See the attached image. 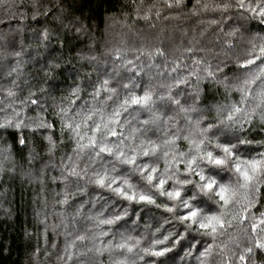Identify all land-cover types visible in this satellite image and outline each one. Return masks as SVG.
<instances>
[{"label":"clouds","instance_id":"9594fccd","mask_svg":"<svg viewBox=\"0 0 264 264\" xmlns=\"http://www.w3.org/2000/svg\"><path fill=\"white\" fill-rule=\"evenodd\" d=\"M12 17L23 23L0 28L5 215L12 214L5 202L11 205L13 189L44 185L55 171L51 179L64 184L55 204L83 198L52 226L62 229L67 256L88 241L89 264H158L143 249L164 241L173 264H200L209 249L207 264H245L241 256L264 264V168L247 188L234 168L264 160V105L257 97L264 80L243 84L264 69V0H192L191 7L188 0H0V24ZM249 59L255 66L241 69ZM243 88L251 95L242 100ZM146 93L148 104H132ZM225 145L231 155L221 150ZM208 153L227 163H210ZM212 179L214 189L204 190ZM222 185L238 191L228 205L216 195ZM116 187L155 203L126 200ZM176 191L180 197L170 199ZM190 210L199 212L195 223L181 219ZM213 215L224 221L214 234L199 227ZM81 221L90 225L83 234L75 227ZM55 264L67 261L58 256Z\"/></svg>","mask_w":264,"mask_h":264},{"label":"trees","instance_id":"16d2710c","mask_svg":"<svg viewBox=\"0 0 264 264\" xmlns=\"http://www.w3.org/2000/svg\"><path fill=\"white\" fill-rule=\"evenodd\" d=\"M191 4L192 0H188L189 7ZM19 11L23 12L24 7L21 6ZM22 23L23 21L18 17L5 18L4 23L0 24V28H7L9 25L15 27ZM234 98L238 99L239 94H235ZM79 103L80 101H77V104ZM55 126L54 124L53 127ZM66 151L70 153L71 147H66ZM51 176H59V173L50 171L45 177L44 185L40 183L26 184L23 189L17 187L12 190L8 197L12 201L11 205L5 202V208L12 209L11 217L5 215L3 209H0V264H37L38 261L55 264L58 256H63L67 264H89L93 258V253L84 248V245L89 244L88 241L82 243L78 241L77 247L69 249L72 259H68V256L65 255L66 237L62 234V229L54 230L52 226L60 223L59 213L72 211L83 198L77 197L71 202V206L55 204L54 193L62 191L64 184L61 180L53 181ZM57 199L59 198L57 197ZM87 207L90 205L86 206L85 210ZM137 211H139V206H137ZM152 211L160 212L162 210L153 208ZM133 218L135 217L133 216ZM75 227L80 234H83L90 225L86 221H81L77 222ZM106 229L107 226H105ZM109 239H111L110 235L100 238L97 242H106ZM79 252H82L83 255H77ZM171 256L172 253L170 258ZM107 258V253L101 257L104 260Z\"/></svg>","mask_w":264,"mask_h":264},{"label":"snow or ice","instance_id":"6c2138e0","mask_svg":"<svg viewBox=\"0 0 264 264\" xmlns=\"http://www.w3.org/2000/svg\"><path fill=\"white\" fill-rule=\"evenodd\" d=\"M260 51L264 53V47H261ZM257 63V60L255 59H249L247 63L241 64L240 68L247 70L249 66H255ZM259 80H264V69L260 70V73L253 74L249 78L245 79L243 81L244 85H255ZM107 83V81H105ZM242 100L245 98V95H251V89L250 88H243L242 90ZM257 97L259 99L260 104L264 105V88L259 89L257 92ZM150 101V95L145 94L144 96L140 97H133L132 98V104H148ZM35 103V101H33ZM233 110L237 113L241 111V108L238 105L233 106ZM78 127L76 131H78ZM98 130V129H97ZM111 135L115 136L116 133L112 132ZM95 138L90 140L89 145H94L95 144ZM20 143H25V141L21 140ZM89 145H81L80 147L82 148H87ZM109 149L106 148V146H101L100 151H108ZM226 155H231L229 148L225 145L221 149ZM207 159L210 163L216 165V166H224L227 163V160L222 157H216L213 158L212 153L207 154ZM191 164V162H189ZM235 171L239 174L240 179L244 181L243 184L240 185L241 188H247L249 183L254 179L255 175L261 171L262 168H264V160H249L245 161L243 164H235L234 165ZM156 170L153 169V173ZM73 174H75V170H73ZM197 175H200L197 173ZM154 175L149 174L147 176V180L149 182L154 180ZM201 181L205 180V177L203 175H200ZM104 179L100 178L96 181V183L103 185L104 184ZM165 181L161 180L158 187L162 190L164 186ZM216 185V181L214 179L208 180L206 183L203 184V189L206 191H212ZM129 188H131V185H128ZM115 191L118 195H121L124 199L126 200H131V201H137L139 203L143 204H154L155 201L153 198L149 195H146L143 192H140L139 195L137 196V192L132 189L131 191L126 192L123 187H116ZM216 195L218 196L219 200L223 202L225 205H228L237 195L238 191L237 189L231 187L230 185H222L220 186L219 190L216 192ZM168 197L170 199H177L180 197V192H168ZM247 197H245L246 199ZM62 203H66V201H62ZM166 211H172L171 208L166 209ZM199 215L198 210H190L188 211L185 215L181 217L183 221H191L193 223L196 222V219ZM121 219V217H116V218H108V219H101L99 220L100 224H105V225H111L116 222V220ZM243 219L246 220V217H243ZM224 226V221L222 216L218 215H213V216H208L205 218V221H201L199 223V227L202 230L205 231H210L211 233H215L217 230V227H223ZM253 231H255L256 225L253 224L252 226ZM80 239H84L83 236L80 237ZM167 239V238H166ZM139 243V242H137ZM159 245V246H157ZM261 245L257 243V247L259 248ZM120 248H128V251L131 252L132 246L127 245L126 243H122L118 245ZM144 253L149 256L152 259H155L158 261V264H173V262L170 260V254L172 253V250L168 247L165 246L164 241H156L153 243L152 247L150 248H145L143 249ZM211 249H209L204 256L201 258L200 264H207L208 261V252H210ZM83 255V253L81 254ZM68 259H72L71 254L68 256ZM240 259L242 261H245L246 264V258L244 256H241Z\"/></svg>","mask_w":264,"mask_h":264}]
</instances>
